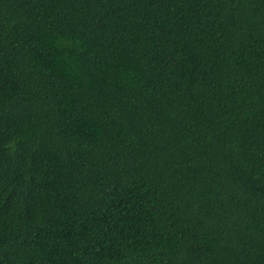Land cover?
<instances>
[{"label":"trees","instance_id":"obj_1","mask_svg":"<svg viewBox=\"0 0 264 264\" xmlns=\"http://www.w3.org/2000/svg\"><path fill=\"white\" fill-rule=\"evenodd\" d=\"M0 264H264V0H0Z\"/></svg>","mask_w":264,"mask_h":264}]
</instances>
